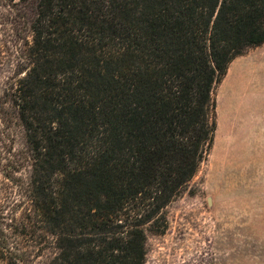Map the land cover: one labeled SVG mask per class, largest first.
I'll list each match as a JSON object with an SVG mask.
<instances>
[{"label": "trees", "instance_id": "1", "mask_svg": "<svg viewBox=\"0 0 264 264\" xmlns=\"http://www.w3.org/2000/svg\"><path fill=\"white\" fill-rule=\"evenodd\" d=\"M262 45L264 0H0V264H145Z\"/></svg>", "mask_w": 264, "mask_h": 264}, {"label": "rangeland", "instance_id": "2", "mask_svg": "<svg viewBox=\"0 0 264 264\" xmlns=\"http://www.w3.org/2000/svg\"><path fill=\"white\" fill-rule=\"evenodd\" d=\"M262 59L254 56V49L249 50L231 64L227 77L217 87L218 130L213 150L182 197L167 209L168 230L164 234H147L145 264H264V213H254L252 203H246L242 212L227 205L212 210L206 187L207 179L212 176L215 190L228 188V181H240L239 185H243L242 165L249 157L248 150L242 147L243 136L239 137L237 130L239 112L247 121V134H256L252 142L256 152L252 149L251 153L259 158L264 169V158L260 159L264 156V129L260 126L255 129L257 124L249 123L253 115L264 113ZM229 85L233 92L227 112L224 102L230 93ZM226 112L231 120V132L225 129ZM25 143L21 123L9 111L4 122L0 121L1 152L17 154Z\"/></svg>", "mask_w": 264, "mask_h": 264}, {"label": "crops", "instance_id": "3", "mask_svg": "<svg viewBox=\"0 0 264 264\" xmlns=\"http://www.w3.org/2000/svg\"><path fill=\"white\" fill-rule=\"evenodd\" d=\"M254 56H260L262 57V61L264 63V45L255 48L254 49ZM228 90H230V93L227 96L226 101L224 102L226 106V111L228 112L229 107L231 106V100H232V86L229 85L227 87ZM227 115V124L225 129L226 131L231 132V120L230 117ZM246 123L244 118L240 117V112L238 113L237 119H236V125L239 137L242 135V147L245 146V148L248 150L246 156L249 157V161L247 163H244L243 169L245 168L244 175L245 179L242 182L243 185L240 186V181H228V188H223L222 190H215L214 188V180L213 176L212 178L207 179V193L209 196L211 195V208L214 210L215 207L222 206L225 207L226 205L229 207H237L238 212H242L246 203H252L254 207V213H264V169L260 165V161L258 160L257 156L255 154L252 155V149H253V137L256 135L251 136L250 134H247L246 132ZM250 124L256 123L255 129H257L259 126L260 129H264L262 126L264 124V113H260L259 115H253V118L249 121ZM254 129V130H255ZM218 130V128H217ZM225 131V130H224ZM242 132V134H241ZM259 139V138H258ZM241 147V148H242ZM264 150V149H263ZM256 152V147L253 149ZM264 153V151H263ZM255 155V159H254ZM264 158L260 157V159ZM225 189H228V193ZM243 191V193H242ZM224 210V209H223Z\"/></svg>", "mask_w": 264, "mask_h": 264}]
</instances>
